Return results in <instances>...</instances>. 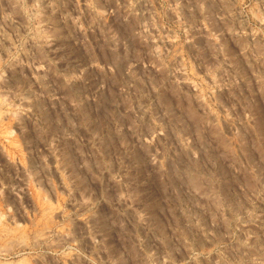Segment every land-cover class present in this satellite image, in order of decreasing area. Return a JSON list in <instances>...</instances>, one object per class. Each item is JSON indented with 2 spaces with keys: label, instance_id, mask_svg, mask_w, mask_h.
I'll return each mask as SVG.
<instances>
[{
  "label": "rangeland",
  "instance_id": "rangeland-1",
  "mask_svg": "<svg viewBox=\"0 0 264 264\" xmlns=\"http://www.w3.org/2000/svg\"><path fill=\"white\" fill-rule=\"evenodd\" d=\"M0 264H264V0H0Z\"/></svg>",
  "mask_w": 264,
  "mask_h": 264
}]
</instances>
